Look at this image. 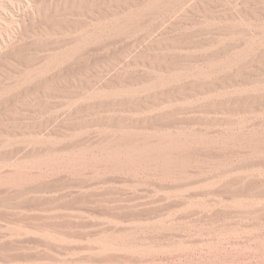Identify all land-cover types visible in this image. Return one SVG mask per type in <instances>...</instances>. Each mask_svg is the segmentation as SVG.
Wrapping results in <instances>:
<instances>
[{
	"label": "rangeland",
	"instance_id": "1",
	"mask_svg": "<svg viewBox=\"0 0 264 264\" xmlns=\"http://www.w3.org/2000/svg\"><path fill=\"white\" fill-rule=\"evenodd\" d=\"M105 6L0 63V264H264V0Z\"/></svg>",
	"mask_w": 264,
	"mask_h": 264
},
{
	"label": "bare ground",
	"instance_id": "2",
	"mask_svg": "<svg viewBox=\"0 0 264 264\" xmlns=\"http://www.w3.org/2000/svg\"><path fill=\"white\" fill-rule=\"evenodd\" d=\"M107 2L108 0H9L6 4H0V63L32 51H47L50 45L38 43L41 38L37 39V43L26 42L35 37L77 30L80 22L76 18H86V26L89 27L88 43H92L96 13L103 18H108L111 14L105 6Z\"/></svg>",
	"mask_w": 264,
	"mask_h": 264
}]
</instances>
